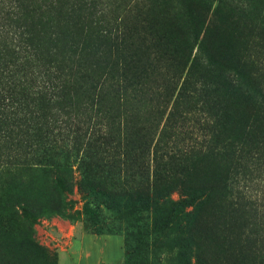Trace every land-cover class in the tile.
I'll return each instance as SVG.
<instances>
[{
	"label": "rangeland",
	"instance_id": "1",
	"mask_svg": "<svg viewBox=\"0 0 264 264\" xmlns=\"http://www.w3.org/2000/svg\"><path fill=\"white\" fill-rule=\"evenodd\" d=\"M3 1L15 6L9 16L20 17L35 44H56L59 54L85 45L100 52V32L113 28L142 49L140 56L183 55L179 75L195 55H211L222 82L247 89L235 106L236 135L256 141L264 133L256 103L264 92V0ZM45 107L48 119L53 105ZM71 148L0 172V264H264V236L250 234L253 219L232 204L230 192H214L209 232L191 229L193 207L184 214L174 205L187 193L180 183L134 200L119 187L134 176L111 173L106 162L81 159L82 147ZM227 167L212 163L204 178L224 184ZM94 175L112 189L91 190Z\"/></svg>",
	"mask_w": 264,
	"mask_h": 264
},
{
	"label": "trees",
	"instance_id": "2",
	"mask_svg": "<svg viewBox=\"0 0 264 264\" xmlns=\"http://www.w3.org/2000/svg\"><path fill=\"white\" fill-rule=\"evenodd\" d=\"M7 6L0 0V172L78 145L81 159L98 157L111 173L134 176L128 188L119 186L134 200L180 183L187 196L174 205L184 214L193 207L191 229L209 232L211 198L225 190L253 219L250 234L264 236V133L256 141L236 135L235 106L247 89L222 82L211 55H195L179 75L183 55L140 56L113 28L100 32V52L85 45L59 54L56 44H35L20 17L9 16L15 6ZM45 101L53 105L48 119ZM212 163L228 166L224 184L204 178ZM89 186L112 189L97 177Z\"/></svg>",
	"mask_w": 264,
	"mask_h": 264
}]
</instances>
